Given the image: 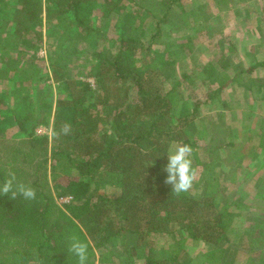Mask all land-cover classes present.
<instances>
[{
  "label": "trees",
  "instance_id": "16d2710c",
  "mask_svg": "<svg viewBox=\"0 0 264 264\" xmlns=\"http://www.w3.org/2000/svg\"><path fill=\"white\" fill-rule=\"evenodd\" d=\"M138 1L45 0L49 6V17L57 15L53 19L66 20L58 24L61 29L74 28L83 34L100 33V28L90 27L94 11L102 14L105 24L111 23L116 14L123 11L119 19L129 25L126 29L129 32L116 40L114 49L95 53L97 67L88 74L94 83L69 78L65 54L58 52L52 57L53 80L65 85L68 91L67 97L60 98L57 103L54 134L60 133L65 124L71 125V132L61 134L59 138L53 136V158L60 164L69 165L77 173L56 182L58 198L72 199L64 208L70 219L67 224L61 219L50 222L48 216L52 205H49L47 195L41 199L36 196L34 201L37 205L34 206L29 200L24 203L17 198L13 200L10 196L0 195V264H19L23 254L34 260V264H78L75 256L68 257L69 252L66 253L72 237L88 244V264H93L92 249L112 263L121 260L124 264H135L141 259L143 264H188L191 256V248L185 244L188 239L204 243L209 248L201 264H227L229 251L226 245L230 242L227 210L217 199L221 193L219 184L213 181L214 173L211 180L203 185L204 192L200 197L186 192L175 195L172 186L165 183L168 173L164 168L168 163L169 148L173 144L190 145L193 148V165H198L194 151L197 143L207 142L210 138V134L207 138L200 135L197 119L201 103L190 100L191 91L186 99L183 96V100L177 95L178 92L180 96L179 88L188 91L197 77L183 74L169 88V72L174 70L175 62L171 54L158 52L152 47L153 42L162 37V29L181 25L190 30L192 24L187 9L174 12L183 0ZM21 2L23 6L19 14L24 20L40 22L42 0ZM195 3L194 8L199 5V2ZM146 16L152 19L148 28L142 24ZM119 25L116 23L115 26ZM9 27L8 20L0 23V48L3 51L0 63L6 57L23 59L24 47L33 44V37L28 39L27 34L18 29L10 31ZM149 28L155 32L152 31L146 46L141 38L145 36L143 29ZM135 31L140 35L135 36ZM4 34L7 35L5 39ZM13 39L19 42L14 50L17 57L8 49ZM193 40L188 38L178 45L191 47ZM222 51L216 55L215 62L207 63L203 68L206 79L201 84L209 94L204 104H210L223 95L238 76V71L231 68ZM8 71L6 68L3 72ZM263 87L256 90V98L264 99ZM133 89L135 97L132 99ZM36 112L34 107L32 112L23 110L11 112V115L24 132L30 120L35 122L32 115ZM39 124L25 132L32 139V147L38 146L33 132ZM230 147L233 148L230 142L216 147L225 151L223 161L228 165L233 157L228 151ZM200 149L206 150L205 147ZM202 164L203 171H208ZM33 184L36 189L38 183ZM104 187L119 192L109 194L103 190ZM263 191L264 183L257 193V198L262 201ZM156 236H165L166 245L157 246ZM252 240H259L261 245L253 248L245 264H262L260 253L264 248V231L257 229ZM119 245L123 251L121 257L113 251Z\"/></svg>",
  "mask_w": 264,
  "mask_h": 264
},
{
  "label": "rangeland",
  "instance_id": "374dc122",
  "mask_svg": "<svg viewBox=\"0 0 264 264\" xmlns=\"http://www.w3.org/2000/svg\"><path fill=\"white\" fill-rule=\"evenodd\" d=\"M195 1L183 0V4L174 10L176 13L178 10L185 11L187 9L192 24L190 30L181 25H175L172 29H162V37L155 40L152 47L158 52L171 54L175 62L174 70L169 72L171 75L167 83L169 88L181 79L183 74H192L197 77L188 87V91L179 88L180 96L178 92L177 95L183 100V96L186 99L191 91L193 94L189 96L190 100L194 103H201L197 119L200 135L207 137L210 134L212 142L210 144L208 141L197 143L194 150L197 164L201 161L206 165L208 171H203L202 163H199V166L193 165L197 175L191 189L186 193L193 197H200L204 192L203 185L211 180L212 172L214 173L213 181L219 184L221 193L217 199H219L220 205L227 210L226 226L230 238V242L226 245V249L229 251L227 264H245L250 257L249 253L254 250L253 248L261 245L259 240L253 241L252 236L257 229L264 231V199L262 201L257 198L258 189L263 184L264 173L261 174L259 170H264V155L263 157H257L259 154L256 155L262 153L264 149L263 143L260 145V138L264 132V104L254 102L256 96L251 95V91L254 92L256 89L249 80L250 77L245 74L239 77L241 86L230 88L226 94L220 95L210 104H204L209 94L204 90L201 81L206 79L203 72L205 65L215 62L216 55L223 49L224 57L230 63L231 68H234L235 71L242 69L244 64H240L239 59L243 58L245 48L242 53L238 52L239 48L244 46L239 45V41H246L249 45L251 42L259 40L257 15L263 14L264 17V11L261 10V6L264 10V0H256L257 5H253L255 12L252 16L248 15L245 7L249 8V6L244 3L233 5L229 3L230 0H200L207 3L196 9L193 6ZM138 2L142 3L143 0ZM42 3L43 13L40 22L29 23L24 20L21 13L19 14L23 6L21 0H0V23L8 20L10 31L18 29L22 34H27L28 39L33 37V44L27 48L24 47L23 59L13 60L6 57L4 62L0 63V185L12 174H15L18 182H23L33 188H35L33 183H38L36 186L37 196L41 199L44 197L43 195H47L50 199L49 205H52L48 216L50 222L53 223L54 220L61 219L67 224L70 216L64 208L72 199L71 197L58 198L56 182L63 177H74L77 173L69 165L60 164L59 160L55 161L53 158L54 127L58 116L56 113L57 103L60 98L67 97L68 91L65 85L62 83L59 85L53 80L51 59L58 52L65 54L68 58L67 75L69 78L94 83L88 74L94 67H97L95 53L108 48L114 49L113 45L117 44L116 40L128 34L129 31L126 29L129 25L119 19V15L123 11L116 14L109 24L104 23L102 14H97L94 11L90 27L92 29L100 28L99 34H83L74 28L64 30L59 28L58 24L65 23L66 20L53 19L57 15L49 17L47 13L49 6L45 0H42ZM215 10H217V14ZM212 17L219 18V20L222 17L226 22L221 24L217 21L215 26L209 25V21L213 20ZM244 18H249L252 21L251 26L245 23L243 27ZM123 19L125 20V17ZM116 23L120 25L117 27ZM142 24L146 27L152 24L150 16L144 17ZM133 25L130 24V27H134ZM149 29H143L145 36L141 38L142 43L146 46H148L151 33L154 31ZM260 30L264 31V29ZM252 33L254 36L253 39H250ZM133 34L139 36L140 32L135 31ZM6 37L7 35L4 34L3 39ZM188 38L194 39L193 43L191 42V47L178 45ZM18 43L13 39L10 42V48H8L14 57H17L14 50ZM192 47H194L193 50H191ZM2 52L0 48V57ZM6 68L9 71L3 72ZM245 83L249 85V91L245 89ZM183 86L185 85L183 84ZM134 97L135 90L133 89L132 99ZM227 100H232L231 109H228V106L223 110V102ZM34 107L37 110L32 115L35 122L33 123V119L30 120L26 131L40 122L35 126L33 132L37 147L30 145L31 137L27 136L26 131L23 132L18 128L11 115V112L19 113L23 110L27 113L32 112ZM190 107L192 108L191 101ZM190 111L191 109L186 112ZM219 114L223 115L222 119H219ZM44 121L45 123L42 124ZM229 131L235 140L242 141V144L235 150L238 151L241 158L231 159L228 165L225 162L222 163L226 155L223 154V151L214 153V146L232 143L233 139L219 140L220 137L228 135ZM203 145L207 146L206 150L200 149ZM235 151L231 153L235 155ZM220 159L221 161H216ZM103 190L109 194L119 192L117 189L108 187H104ZM68 198L70 200L66 202ZM17 199L24 203L28 201L19 196ZM29 201H32L31 206L37 205L34 200ZM49 229L53 230L50 227ZM154 241L157 246H164L167 238L156 236ZM185 244L191 248L188 264H201L204 253L209 249L207 245L191 239L186 240ZM256 249L260 252L259 248ZM113 251L118 254V257L123 254L120 245ZM263 251L264 248L260 253L262 264H264ZM158 253L160 256V249H158ZM90 254L93 264H124L121 260H115L114 263L105 261L106 257L95 249H92ZM69 255L72 257L70 253L67 254L68 257ZM19 264H34V260L23 254ZM135 264H143V261L136 260Z\"/></svg>",
  "mask_w": 264,
  "mask_h": 264
},
{
  "label": "clouds",
  "instance_id": "9594fccd",
  "mask_svg": "<svg viewBox=\"0 0 264 264\" xmlns=\"http://www.w3.org/2000/svg\"><path fill=\"white\" fill-rule=\"evenodd\" d=\"M70 132L71 125L65 124L61 132L54 135L59 138L61 134L68 135ZM192 153L193 148L187 144H174L169 148L168 163L164 168V171L168 173L165 183L172 186L175 195L188 192L196 179L197 172L193 167ZM0 195L10 196L13 200H16L18 196L25 200H35L37 193L35 188L18 182L15 174H12L0 185ZM68 252L77 258L78 264H88L89 246L78 237H72Z\"/></svg>",
  "mask_w": 264,
  "mask_h": 264
},
{
  "label": "crops",
  "instance_id": "0c3cea01",
  "mask_svg": "<svg viewBox=\"0 0 264 264\" xmlns=\"http://www.w3.org/2000/svg\"><path fill=\"white\" fill-rule=\"evenodd\" d=\"M195 2H196L195 4H197L199 2V5L197 7H195L196 9L199 8V7L204 6L205 3H207V2H201L200 0H196ZM232 2H234V3H232ZM229 3H231L233 5H235V4H243V3L246 4L247 6H249L250 9L248 7H245V9H247V11L249 13L248 15H251V16L254 15V12H255L253 5H257L256 0H230ZM257 8H258V6H257ZM245 9L243 8V10H245ZM261 10L264 11L262 6H261ZM215 13L217 14V10H215ZM211 19H213V20L209 21V25L211 24L213 26H215L217 21H219L221 24L226 22V20L224 18H222V17H220V20H219V18H215V17L214 18L212 17ZM245 23H248L249 26H251L252 21L249 18H244L243 19V27H244ZM263 24H264L263 14L262 15H257V28H258V33L260 34V35H258V39H259L258 41H255L254 43H252L250 41L251 43L249 45H248V42H246V41H244V42L239 41V45L242 44L244 46L240 47L238 52L242 53V50L245 48V50L243 51V58L241 57L239 59L240 60V64H244L242 66V69H244V71L243 72L238 71L236 73V74H238L237 78H235L234 82L231 81V83L225 89L223 95L226 94V92L230 88H232V87L237 88V87L242 85L239 82V77H241L242 74H245V75H247V77L251 78V79L249 78V80H251V82L254 84V86H253L254 89H256V90L258 89L259 90L261 88V86L264 85V64H261V63H264V31L260 30V29H264L263 28ZM253 36H254V34L252 33V36H251L250 39H253ZM182 42H185V41H182ZM248 64H250V65H248ZM259 64H261L263 66H261V65L260 66H256V65H259ZM246 65H248V66H246ZM253 67H255V68L253 70H251V68H253ZM232 69H234V68H232ZM248 70H251V71L250 72H245V71H248ZM244 86H245V89L249 91V89H248L249 85L247 83H245ZM256 90L254 92L252 90L251 91V95H254L256 93ZM260 96H263V95H260ZM231 101L227 100V101L223 102V105H222L223 110L227 109L228 106H229L228 109H231V107H230ZM254 102H256V103H261L262 102L264 104V99L255 97ZM222 117H223V115L221 116L219 114V119H222ZM249 118H250V116H249ZM207 137H208V135H207ZM203 138H205V137H203ZM221 139H233V142H232L233 148L230 147L228 149V151L230 153L234 152L236 149H238L239 145L242 144V141L235 140V138L232 136L230 131H229L228 135H225V136L219 138V140H221ZM208 141H209L208 144H210L212 142L211 135H210V138H209ZM234 141H238V142H234ZM262 143H263V146H264V132H262V138H260V145ZM203 147H205V146L203 145ZM216 147L217 146H214V153L217 154L219 151H223V154H225V151L223 149L217 150ZM233 149H234V151H233ZM235 152H236L235 155L231 153L233 155L232 160H234L235 158H236V160H238L239 157L241 158V155H238L239 154L238 151H235ZM256 155H258L257 157H261V156L263 157L264 149H263L262 153H257ZM216 161H221V159L220 160H216ZM199 163H201V161ZM222 163H224V161H222ZM259 171H260L261 174L264 173L263 169H261ZM263 176H262V181L264 183V177Z\"/></svg>",
  "mask_w": 264,
  "mask_h": 264
},
{
  "label": "built area",
  "instance_id": "2783aa9c",
  "mask_svg": "<svg viewBox=\"0 0 264 264\" xmlns=\"http://www.w3.org/2000/svg\"><path fill=\"white\" fill-rule=\"evenodd\" d=\"M69 200H70L69 198H68V199H66V202H69Z\"/></svg>",
  "mask_w": 264,
  "mask_h": 264
}]
</instances>
